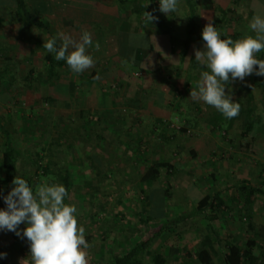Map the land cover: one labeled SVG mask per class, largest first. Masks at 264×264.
Segmentation results:
<instances>
[{
    "label": "rangeland",
    "instance_id": "374dc122",
    "mask_svg": "<svg viewBox=\"0 0 264 264\" xmlns=\"http://www.w3.org/2000/svg\"><path fill=\"white\" fill-rule=\"evenodd\" d=\"M144 1L152 22L116 0H27L53 35H92L86 51L94 65L81 75L59 70L55 79L48 74L52 54L43 48L50 36L17 19L16 0H0V165L6 140L18 158L14 177L33 189L62 184L68 164L69 203L85 228L88 264H113L133 248L140 217H150L158 231L188 218L207 195L217 196L219 206L158 237L152 253L165 264H200L197 254L205 248L224 264L225 243L249 238L264 253V77L229 82L226 93L240 105L231 119L190 96L206 70L195 51H204L208 13L221 38L235 32L242 38L254 35L249 21L264 15V0H194L197 27L184 61V0L169 14L160 12L159 0ZM256 55L264 59V50ZM92 72L96 81L87 78ZM152 168L156 180L148 175ZM0 252L7 253L0 261L20 264L30 255L29 242L0 231ZM143 261L154 264L147 255Z\"/></svg>",
    "mask_w": 264,
    "mask_h": 264
},
{
    "label": "clouds",
    "instance_id": "9594fccd",
    "mask_svg": "<svg viewBox=\"0 0 264 264\" xmlns=\"http://www.w3.org/2000/svg\"><path fill=\"white\" fill-rule=\"evenodd\" d=\"M159 6L161 13H175L179 0H159ZM144 17L151 22L155 19L148 12ZM248 26L254 35L234 41L222 39L210 21L201 33L204 51H195L196 61L206 70L200 72L196 88L191 89V99L214 107L226 119L237 116L240 109L230 90L226 93L229 82L243 81L252 74L264 77V59L256 55L264 50V15H253ZM92 45L91 33L83 30L79 39L58 32L44 40L43 48L57 61L64 60L73 73L81 74L94 65L93 57L86 51ZM12 183L14 187L3 196L6 208H0V231L13 232L29 242L30 255L20 264H88L86 250L90 245L85 239V228L78 224L76 206L65 203L70 199L65 186L42 183L33 189L19 176ZM21 224L26 225L23 230H19ZM6 256L0 252V259Z\"/></svg>",
    "mask_w": 264,
    "mask_h": 264
},
{
    "label": "trees",
    "instance_id": "16d2710c",
    "mask_svg": "<svg viewBox=\"0 0 264 264\" xmlns=\"http://www.w3.org/2000/svg\"><path fill=\"white\" fill-rule=\"evenodd\" d=\"M121 8L128 7L131 9V12L135 15H143L145 12H150L147 7V3L144 0H116ZM188 11H189V19L187 23V35L186 39L183 41V47L180 51L181 61L187 57L190 48L192 46V38L196 31L197 27V5L194 0H184ZM104 9H108V7H104ZM16 13L17 19L24 23V25L28 28L36 29L40 32L46 31V33L50 36V39L55 36L53 35L47 27V24L34 16L28 7L27 0H16ZM209 21H211L213 26L215 23V17L212 12H209ZM214 17V18H213ZM241 38V34L235 32L233 34H226L222 37V39H232L238 40ZM59 43V42H58ZM134 48L128 44V52H132ZM49 58L48 65V74L51 78L58 79L60 75L59 70H63L64 73L70 75H81L73 73L69 66L66 64L64 60L57 61L54 58V54ZM135 63H138L135 61ZM99 77L97 72H92L90 75H87V78L90 81H96ZM254 80L258 81V76L253 74ZM2 159L3 164L0 165V208H6V204L3 200V196H6L8 192L12 189V181L15 178V172L17 171L18 158L15 150L8 144L7 140L3 143L2 146ZM148 175L152 177L151 179L156 180L157 177H154L157 174V170L152 168L149 171ZM59 180L62 185L65 186L66 190L69 192V196H71L72 190L74 188V184L72 181V173L68 166L65 164L61 173L59 174ZM243 189L245 187L243 186ZM250 192H255V190H251ZM217 196L207 195L203 197L196 208L192 212V215L198 213L206 217L207 212L209 210H214L219 206L217 201ZM65 203H69V199L65 200ZM189 215L187 217H178L173 220H169V222L165 225H162L158 231H155L151 226L152 220L150 217L144 218L140 217V227L142 229L140 240L136 243V245L130 250L122 251L117 254L113 258V264H144L143 257L144 255L150 256L154 264H165L166 258L160 254L152 253L151 248L153 247L156 239L162 236L164 233L178 227L181 224L188 222L192 217ZM257 237H261V231L255 233ZM222 243V242H221ZM197 260L200 264H215L210 252L202 248L197 254ZM223 263L224 264H264V253L259 249L257 245L256 239H247L243 243L240 242H226L225 243V251L223 254ZM0 264H16L8 261H0Z\"/></svg>",
    "mask_w": 264,
    "mask_h": 264
}]
</instances>
